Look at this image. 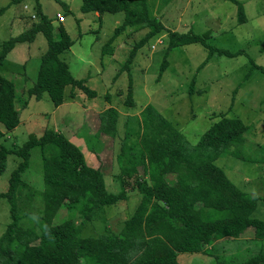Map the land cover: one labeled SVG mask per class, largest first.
<instances>
[{"label": "rangeland", "instance_id": "obj_1", "mask_svg": "<svg viewBox=\"0 0 264 264\" xmlns=\"http://www.w3.org/2000/svg\"><path fill=\"white\" fill-rule=\"evenodd\" d=\"M239 1L245 12L243 22L238 21L237 5L232 0H146L149 13L159 18L166 30L206 33L211 45L234 53L213 54L198 68L208 49L195 42L171 47L166 55L165 31L149 38L124 64L147 28L126 29L112 38L123 19L122 12L101 15L94 11L82 12L81 0H23L9 6V0H0V44L39 22L41 17L36 13L39 10L53 20V33L61 24L72 38L73 44L60 57L74 77L87 79L86 85L96 92L95 96L88 97L77 89L72 98L67 86L64 102L58 106L53 105L47 92L39 100L28 97L26 89L35 81L47 39L37 32L32 39L16 42L1 61L0 73L14 80L20 120L13 130L0 137V144L17 149L30 134L39 136L45 128L58 130L81 149L89 164L95 162L97 151L104 150L106 188L118 192L120 188L114 177L119 170L115 160L119 138L111 146L94 136L100 112L109 107L119 112L120 135L126 117L139 116L150 104L192 146L225 113L246 126L242 149L247 158L225 153L215 163L238 188L256 198L251 216L264 219V0ZM163 60L165 67L160 73ZM129 81L132 106L126 104ZM129 122L133 124L132 120ZM0 129L4 131L1 123ZM19 161L20 157L13 152L7 155L5 169L0 174V192L7 190L10 173ZM42 166L40 148L34 146L28 168L21 175L24 185L17 191L19 223L37 232L35 210L42 208V202L39 195L28 200L26 193L32 188L36 192L42 190ZM166 178L173 181L171 174ZM127 195L126 200L98 209L91 220L82 224V236L119 232L139 202L136 190H128ZM9 221V203L0 197V235ZM259 251L264 252V238L254 240L252 234H246L219 240L207 246L206 252H179L177 259L179 264H215L221 257L240 262Z\"/></svg>", "mask_w": 264, "mask_h": 264}, {"label": "trees", "instance_id": "obj_2", "mask_svg": "<svg viewBox=\"0 0 264 264\" xmlns=\"http://www.w3.org/2000/svg\"><path fill=\"white\" fill-rule=\"evenodd\" d=\"M21 1L9 0L8 6ZM232 1L237 5L238 21L243 22L242 3ZM80 10L98 15L122 12L123 19L112 38L126 29L147 28L124 64L131 60L137 48L163 31L166 55L171 47L188 43L197 42L208 49L198 68L213 54H234L211 45L206 33L166 30L159 18L151 16L146 0H81ZM36 13L41 17L39 22L0 44V63L16 42L32 39L41 32L47 39V48L34 83L26 89L27 96L39 100L47 92L54 106L64 102L67 86L72 98L77 89L88 97L95 96L96 92L85 83L87 79L75 78L60 57L73 44L72 38L61 24L53 33V20L39 10ZM164 67L163 60L160 73ZM130 85L129 81L126 104L132 106ZM18 99L13 78L0 73V123L4 128V131L0 129V137L19 124ZM118 120L119 112L109 107L99 113V125L94 132L95 137L111 146L119 138L115 154L119 170L114 177L120 188L118 192L106 188L104 150L97 151V162L90 165L81 149L58 130L45 128L39 136L30 134L17 149L0 144V174L9 153L20 157L10 173L7 190L0 192V197L8 201L10 212V221L0 235V264H179V252H206L207 246L219 240L246 234H252L254 240L264 238V219L251 216L256 198L238 188L215 163L225 153L247 158L242 149L246 126L240 119L222 113L194 146L150 104L139 116L126 117L120 135ZM34 146L40 148L43 188L38 192L32 188L26 197L29 200L34 195L36 199L39 195L42 202V208L35 210L39 232L22 227L18 214L17 191L24 185L21 175L28 168ZM169 174L173 175L172 182L166 178ZM131 178L134 179L130 181ZM130 189L139 194V202L119 232L82 236L84 222L91 220L98 209L126 200ZM215 264H264V252L240 262L221 257Z\"/></svg>", "mask_w": 264, "mask_h": 264}, {"label": "built area", "instance_id": "obj_3", "mask_svg": "<svg viewBox=\"0 0 264 264\" xmlns=\"http://www.w3.org/2000/svg\"><path fill=\"white\" fill-rule=\"evenodd\" d=\"M57 16H58L59 20H62V17L59 14H57Z\"/></svg>", "mask_w": 264, "mask_h": 264}, {"label": "crops", "instance_id": "obj_4", "mask_svg": "<svg viewBox=\"0 0 264 264\" xmlns=\"http://www.w3.org/2000/svg\"><path fill=\"white\" fill-rule=\"evenodd\" d=\"M84 156H85V155H84ZM85 158H86V157H85ZM96 162H97V157H96V160H95V162H94V163H91V164H95ZM91 164H90V165H91Z\"/></svg>", "mask_w": 264, "mask_h": 264}, {"label": "bare ground", "instance_id": "obj_5", "mask_svg": "<svg viewBox=\"0 0 264 264\" xmlns=\"http://www.w3.org/2000/svg\"><path fill=\"white\" fill-rule=\"evenodd\" d=\"M76 78V77H75Z\"/></svg>", "mask_w": 264, "mask_h": 264}]
</instances>
